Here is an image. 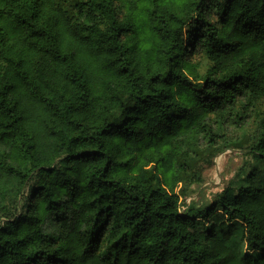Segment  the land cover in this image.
<instances>
[{
    "label": "clouds",
    "instance_id": "1",
    "mask_svg": "<svg viewBox=\"0 0 264 264\" xmlns=\"http://www.w3.org/2000/svg\"><path fill=\"white\" fill-rule=\"evenodd\" d=\"M0 264H264V0H0Z\"/></svg>",
    "mask_w": 264,
    "mask_h": 264
}]
</instances>
